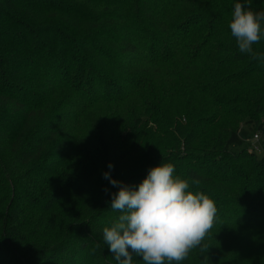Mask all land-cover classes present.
I'll list each match as a JSON object with an SVG mask.
<instances>
[{
  "label": "trees",
  "instance_id": "16d2710c",
  "mask_svg": "<svg viewBox=\"0 0 264 264\" xmlns=\"http://www.w3.org/2000/svg\"><path fill=\"white\" fill-rule=\"evenodd\" d=\"M235 2L0 0V264H116L109 162L132 186L171 163L214 200L182 264H264V155L240 136L264 143V61Z\"/></svg>",
  "mask_w": 264,
  "mask_h": 264
},
{
  "label": "clouds",
  "instance_id": "9594fccd",
  "mask_svg": "<svg viewBox=\"0 0 264 264\" xmlns=\"http://www.w3.org/2000/svg\"><path fill=\"white\" fill-rule=\"evenodd\" d=\"M253 0H236L228 28L240 53L264 61L253 45L264 40V9H254ZM113 164L102 177L116 188L110 208L119 215L102 229L116 264H182L189 252L201 247L212 228L217 208L202 191L189 190L187 180L174 175L171 163L150 167L132 186L111 176Z\"/></svg>",
  "mask_w": 264,
  "mask_h": 264
},
{
  "label": "rangeland",
  "instance_id": "374dc122",
  "mask_svg": "<svg viewBox=\"0 0 264 264\" xmlns=\"http://www.w3.org/2000/svg\"><path fill=\"white\" fill-rule=\"evenodd\" d=\"M240 126H239V128H240ZM253 134H254V132H252V130H247L246 128H244V131L240 132V136L246 141H247V138L252 141ZM255 145L259 148L256 150L257 151L256 153L259 156H263L264 155V143H263V141L260 140V141L256 142ZM263 248H264V246H259V248H258L259 254L261 253V251L263 252V250H264Z\"/></svg>",
  "mask_w": 264,
  "mask_h": 264
},
{
  "label": "built area",
  "instance_id": "2783aa9c",
  "mask_svg": "<svg viewBox=\"0 0 264 264\" xmlns=\"http://www.w3.org/2000/svg\"><path fill=\"white\" fill-rule=\"evenodd\" d=\"M259 141V135L257 133L252 136V145L256 148L255 143Z\"/></svg>",
  "mask_w": 264,
  "mask_h": 264
}]
</instances>
